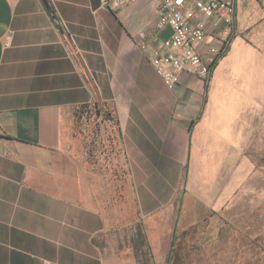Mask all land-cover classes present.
<instances>
[{
	"label": "crops",
	"instance_id": "1",
	"mask_svg": "<svg viewBox=\"0 0 264 264\" xmlns=\"http://www.w3.org/2000/svg\"><path fill=\"white\" fill-rule=\"evenodd\" d=\"M104 1L0 0V264H167L176 238L226 237L264 200V0H228L198 47L224 44L209 77L172 89L151 63L159 0ZM87 105L117 129L118 183L85 160Z\"/></svg>",
	"mask_w": 264,
	"mask_h": 264
},
{
	"label": "rangeland",
	"instance_id": "2",
	"mask_svg": "<svg viewBox=\"0 0 264 264\" xmlns=\"http://www.w3.org/2000/svg\"><path fill=\"white\" fill-rule=\"evenodd\" d=\"M74 130L83 140L84 149L87 152L85 160H88L89 164H94L95 167H100L102 171L100 180L120 182L124 178V173L119 160L118 133L109 112L93 105L79 107L74 113ZM259 159L260 183L264 186V150L260 151ZM114 192L115 196L119 195L118 188ZM247 201L245 199L243 222L222 223L223 231L229 233L233 230L231 234H227L226 237L198 234L192 238H176L167 264H223V251L233 255L240 247L243 248L245 261L249 260V264L256 262L262 264L264 262V200L259 199V204H256L255 200L253 204H247ZM207 228L209 227L206 223L204 226H199L197 230ZM237 230L242 233L235 234ZM173 257L174 262H172Z\"/></svg>",
	"mask_w": 264,
	"mask_h": 264
},
{
	"label": "built area",
	"instance_id": "3",
	"mask_svg": "<svg viewBox=\"0 0 264 264\" xmlns=\"http://www.w3.org/2000/svg\"><path fill=\"white\" fill-rule=\"evenodd\" d=\"M124 0L104 1L103 4L116 8ZM156 27L170 28V34L161 42V49L152 50L151 63L165 86L174 88L184 72L196 74L206 81L212 66L224 51L223 42L209 46L210 55L200 54L199 45L206 36V24L212 17H220L229 24L234 6L228 0H194L186 6L185 0H159ZM43 264H51L48 261Z\"/></svg>",
	"mask_w": 264,
	"mask_h": 264
}]
</instances>
